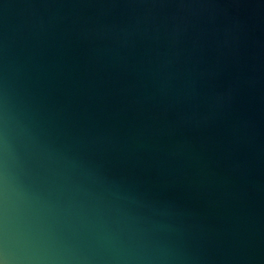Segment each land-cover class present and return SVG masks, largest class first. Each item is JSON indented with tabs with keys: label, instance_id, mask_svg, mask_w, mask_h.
Returning <instances> with one entry per match:
<instances>
[{
	"label": "water",
	"instance_id": "obj_1",
	"mask_svg": "<svg viewBox=\"0 0 264 264\" xmlns=\"http://www.w3.org/2000/svg\"><path fill=\"white\" fill-rule=\"evenodd\" d=\"M0 264H264V0H0Z\"/></svg>",
	"mask_w": 264,
	"mask_h": 264
}]
</instances>
